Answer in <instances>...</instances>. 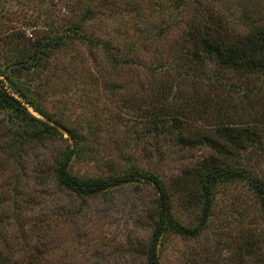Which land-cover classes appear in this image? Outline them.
Masks as SVG:
<instances>
[{
	"label": "rangeland",
	"instance_id": "obj_1",
	"mask_svg": "<svg viewBox=\"0 0 264 264\" xmlns=\"http://www.w3.org/2000/svg\"><path fill=\"white\" fill-rule=\"evenodd\" d=\"M218 18L230 35L253 30L264 24V0H0L1 83L11 90L7 72L26 85L43 115L27 109L61 134L21 137V122L0 109V250L11 264H147L142 250L156 189L140 181L81 198L61 186L54 164L74 145L69 130L80 137L71 173L152 172L169 193L175 220L196 223L202 200L193 173L216 150L214 121L197 118L194 126L208 140L192 145L169 129L171 118L154 124L147 114L165 97L196 102L213 92L239 103L243 86L214 83L215 62L195 66L188 57L190 32ZM62 33L64 42L42 53L37 66L13 71L35 43ZM233 158L264 181V149ZM157 252L161 264H264V213L253 190L241 180L217 184L201 232H168Z\"/></svg>",
	"mask_w": 264,
	"mask_h": 264
},
{
	"label": "trees",
	"instance_id": "obj_2",
	"mask_svg": "<svg viewBox=\"0 0 264 264\" xmlns=\"http://www.w3.org/2000/svg\"><path fill=\"white\" fill-rule=\"evenodd\" d=\"M80 28L81 24L78 22L70 28V31L77 33L76 29ZM67 34L48 36L35 43L26 58L15 63L13 71L21 73L30 66H37L42 53L63 43ZM190 36L191 48L188 52L190 63L193 62L197 66L199 63L212 60L218 66L216 76L211 78L214 83H223L228 89L243 86V95L239 103L236 101L234 104L227 95L220 97L213 92L199 97L196 102H188L186 98L184 100L182 98L179 102L172 103L173 99L168 102L165 101L164 96L162 106L159 109H151L147 114L154 124H157L154 120L165 121L171 118L169 129L181 130L178 139L192 145L202 144L208 140L201 126L197 125L198 127L195 128L194 123H197L199 118L214 121L215 129L210 144L215 146L216 150L210 155L209 160L193 173L198 175V189L202 200L201 212L194 225L185 226L175 220L171 211L169 193L160 178L152 172L141 171L136 166H132L127 172L105 177H79L71 173L69 170L71 158L74 154L78 155L80 148V137L73 130H69V133L74 145L72 147L68 145L54 164L57 182L81 198L104 194L109 189L140 181L156 189L154 221L151 224L147 245L142 250L147 264H161L157 246L164 234L174 232L183 237H195L201 232L211 209L213 188L219 183L244 181L253 190L264 213V181L252 175L233 158L243 151L255 153L259 149H264V107L257 105L259 101L264 104L261 101L263 93L259 92L263 86L264 76V24L247 32L230 35L225 24L219 19L217 24L212 22V24L199 25L190 32ZM233 71L235 74H232ZM190 72L196 75L193 70ZM3 75L12 91L8 90L0 80V109L10 112L21 122L23 131L19 135L26 138L61 136L55 125L35 116L27 109L26 104H29L36 112L43 115L32 100L29 88L13 79L7 72H3ZM240 77H242L241 81L238 79ZM254 84L259 87L258 90L253 87ZM178 92L176 89V98L180 97ZM192 111L195 115L190 117ZM180 116L188 119V122L182 123L183 119ZM154 127L157 129L160 126ZM0 264H11L1 250Z\"/></svg>",
	"mask_w": 264,
	"mask_h": 264
}]
</instances>
